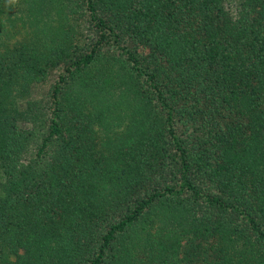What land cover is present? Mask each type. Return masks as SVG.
Returning <instances> with one entry per match:
<instances>
[{
    "label": "trees",
    "instance_id": "obj_1",
    "mask_svg": "<svg viewBox=\"0 0 264 264\" xmlns=\"http://www.w3.org/2000/svg\"><path fill=\"white\" fill-rule=\"evenodd\" d=\"M0 264H264V0H0Z\"/></svg>",
    "mask_w": 264,
    "mask_h": 264
}]
</instances>
